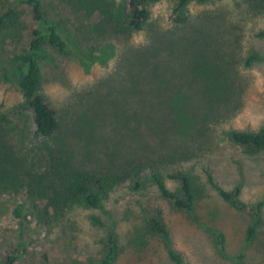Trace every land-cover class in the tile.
<instances>
[{
    "label": "rangeland",
    "instance_id": "1",
    "mask_svg": "<svg viewBox=\"0 0 264 264\" xmlns=\"http://www.w3.org/2000/svg\"><path fill=\"white\" fill-rule=\"evenodd\" d=\"M49 1L57 6V11L62 15L68 16L71 12L59 0ZM173 9L171 0L152 4L149 23L143 30L127 37H112L115 54L105 62H96L86 68L74 55L53 52L50 58L42 62L44 80L41 89L58 112L59 128L52 137L40 139L34 132L31 112L19 109L17 114L14 112L17 125L11 129L15 138L10 144H16L14 147L18 158L28 153L32 146H37V150L39 146L45 154L50 151L57 154L56 151L61 150V156L68 162L70 159L78 169L121 170L128 153L121 140V130L126 131V123L133 120H126L121 113L118 114L119 104L124 103L131 112L139 109L138 105L144 99L141 109L143 114L144 110L147 111L149 125L156 124L157 114L183 108L180 93L188 89L189 77L203 75H195V70H192L195 62L192 49L190 54L187 42H182L193 33L209 40L218 37L221 43L212 46V42L208 41L197 61L213 59L218 71L230 70V76L239 78L228 92L231 98L219 106L226 116L217 123L208 121L202 124L203 131L209 128L210 132L199 138L201 144L188 141L189 146L183 151L193 154L185 160L161 162L160 156L154 154L158 159L156 166L164 173L183 167L192 169V173L198 175L204 189L195 214L172 208L168 201L160 197L151 181L133 189L128 179L117 194L120 206L115 215L104 218L106 225H93L87 217L90 210L83 211L81 232L75 239L69 240L56 235V230L52 229L51 233L47 226L42 228L34 218L24 221L21 232V222L13 216V209L19 201L26 199V193L22 187L9 185L0 189V264H7L14 250L19 253L15 264H92L88 263V257L100 248L98 238L112 229L127 234L130 225L140 220L132 219L130 224L129 220L121 219L123 212L127 210L139 218L141 205L163 210L174 246L184 254L188 264H236L219 252L217 241L209 233L210 228L224 232L229 256L243 253L242 261L245 263L264 264V225L254 242L246 245L245 228L251 222V210L248 207L238 210L226 202L208 183L201 167H210L215 180L228 190L240 185L241 199L247 205L255 204L264 197V151L247 152L222 134L232 128L258 129L264 123V39L257 36V32L264 28V15L245 13L240 0L191 2L186 11L188 20L181 23L176 20ZM90 19L100 22L98 14ZM251 51H258L263 59L245 67V57ZM217 54L220 56L217 57ZM229 54L232 63L227 65L224 60H228ZM148 58L152 63H159L157 73L149 72ZM155 83L164 86V91H158L155 95L149 93ZM190 88L194 89L192 81ZM142 95L145 97L142 98ZM235 96L236 99L233 98ZM21 100V93L16 87L0 84V110L8 112ZM206 111L208 109H204ZM156 145L165 155L167 151L182 153L183 142L179 140H173L165 147L159 143ZM20 147L22 154L18 151ZM197 147H202L203 151L194 152ZM143 155L149 159L150 150H144ZM33 156L34 153L29 154L31 160ZM150 171L151 168H145L141 172L142 178ZM167 183L173 189L178 186V182L170 178H167ZM95 213L99 214V211L95 210ZM117 221L119 225L116 227ZM22 242L24 251L19 248ZM117 264L171 263L164 248L154 239L141 255L135 250L125 251Z\"/></svg>",
    "mask_w": 264,
    "mask_h": 264
},
{
    "label": "trees",
    "instance_id": "2",
    "mask_svg": "<svg viewBox=\"0 0 264 264\" xmlns=\"http://www.w3.org/2000/svg\"><path fill=\"white\" fill-rule=\"evenodd\" d=\"M158 1L160 0H59L71 10L68 16H64L49 0H0V84L13 85L22 97L21 102L12 110H0V189L9 185L24 188L26 199L19 201L13 209V216L21 222V232L24 221L34 218L42 228L47 226L49 232L56 230V235L60 238L75 239L81 232L82 212L86 210H90L87 217L93 225L105 226L104 218L113 217L120 206L117 194L128 179L133 189L142 186L143 182L151 181L157 187L160 197L168 201L172 208L195 214L204 189L198 181V175L193 174L192 169L183 167L164 173L165 171L156 166L158 159L154 154L160 156L161 162L185 160L193 154L183 151L189 146L188 141H198L201 144L199 138L210 132L209 128L203 131L202 124L208 121L217 123L226 116L223 108L219 106L231 98L228 92L239 78L230 76V70L218 71L213 59L197 61L208 41L212 42V46L221 43L218 37L209 40L193 33V37L188 35L182 42H187L190 54L192 49V56L195 58L192 70L196 72L193 74L203 75L189 77L188 89L185 93H180L183 108L159 113L156 115V124L149 125L147 111L144 110L143 114L141 109L144 99L138 105L139 109L131 112L124 103L119 104L118 114L121 113L126 120H133L132 123H126V131L121 130V140L128 150L127 161L123 163L121 170L78 169L70 159L68 162L61 156V150L56 151L57 154L51 151L45 154L39 146L38 150L37 146H32L25 155L20 147L18 151L22 156L18 158L14 147L16 144H10L15 138L11 129L17 125L14 112L19 109L31 112L35 124L34 132L40 139L52 137L59 128L58 112L41 89L44 60L57 52L76 56L86 68L96 62H105L115 54L112 37L131 36L134 32L143 30L151 17L150 6ZM171 1L174 4L176 20L185 23L188 20L187 7L191 2L207 3L213 0ZM240 3L244 5L245 13L264 15V0H240ZM94 14L100 16V22L90 19ZM257 36L264 39V28L257 32ZM97 46L100 48H96ZM262 59L263 56L258 51H251L245 57L244 66L250 67L255 61ZM231 60L232 56L229 54L228 60L224 61L229 65ZM152 62L148 58L149 72L151 70L155 74L159 63ZM191 81L194 89L190 88ZM158 91L163 92L164 86L160 87L155 83L149 93L155 95ZM233 98L236 99V96ZM204 109L208 111L204 112ZM222 134L247 152L264 151V123L258 129L232 128ZM173 140L183 142L182 153H160L156 144L165 147ZM144 150H150L149 159L144 158L147 156L143 155ZM202 151V147L194 150L197 153ZM31 153H34L32 160L29 157ZM147 167L151 168V173L142 178L141 172ZM201 167L206 173L208 183L226 202L238 210L247 207L251 210L252 219L245 228V244H252L264 225V197L255 204L247 205L241 199L240 185L228 190L215 180L210 167ZM167 178L178 182V186L171 188ZM109 203L111 206H108ZM141 206L139 218L127 210L123 212L121 219L129 220L130 224L132 219L140 220L130 225L131 229L127 234L112 229L98 238L97 244L100 248L88 257V263L117 264L125 251L135 250V253L141 255L148 244L156 239L164 248L171 264H188L184 254L174 246L172 232L163 210L150 208L148 205ZM118 225L119 221L116 222V227ZM209 233L217 241L222 255L233 259L236 264H247L242 261L243 253L235 257L226 253L223 231L210 228ZM24 247L23 242L19 244L22 251L25 250ZM18 257L19 253L14 250L8 257L7 264H15Z\"/></svg>",
    "mask_w": 264,
    "mask_h": 264
}]
</instances>
